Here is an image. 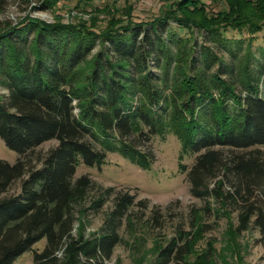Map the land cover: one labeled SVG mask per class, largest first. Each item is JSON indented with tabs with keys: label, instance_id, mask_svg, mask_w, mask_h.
Listing matches in <instances>:
<instances>
[{
	"label": "trees",
	"instance_id": "trees-1",
	"mask_svg": "<svg viewBox=\"0 0 264 264\" xmlns=\"http://www.w3.org/2000/svg\"><path fill=\"white\" fill-rule=\"evenodd\" d=\"M60 1L42 0L40 8L54 10ZM86 1L78 0L77 9ZM219 2L224 5L212 9ZM5 4L0 0V12ZM132 13L131 5H106L90 13L89 25L27 15L0 28V84L8 89L0 96V139L24 157L58 142L40 168L22 159L0 161V264H14L27 251L33 264L110 260L122 242V220L135 205L147 210L149 201H137L129 190L98 187L87 175L76 178L77 168L101 167L116 152L149 169L151 158L137 148L136 138L149 142L167 133L179 138L185 156L195 157L181 171L192 195L207 201L205 217L196 210L190 231L166 245L154 240L143 254L135 238V264H191L194 254L196 264H215L211 242L210 249L196 252L210 228L204 218L214 213L213 202L235 241L254 225L264 245V59L251 66L253 44L264 31V0H170L163 18L151 22L137 23ZM171 21L190 37L171 30L164 38L160 29L166 32ZM229 30L237 37L230 38ZM204 36L244 50L235 81L222 75L224 61L210 47L197 54V37ZM150 61L159 66V79ZM224 148L239 153L227 159ZM18 180L20 194L8 195ZM112 197L102 232L87 233L89 214ZM159 208H153L156 221ZM128 222L136 230L131 217ZM43 239L44 249H34Z\"/></svg>",
	"mask_w": 264,
	"mask_h": 264
},
{
	"label": "rangeland",
	"instance_id": "rangeland-1",
	"mask_svg": "<svg viewBox=\"0 0 264 264\" xmlns=\"http://www.w3.org/2000/svg\"><path fill=\"white\" fill-rule=\"evenodd\" d=\"M42 0H31L30 3H23L20 0H6L2 12H0V28L5 25L4 22L17 24L27 15L38 18L48 23H55L58 19L62 23H87L90 24L91 12L96 8H103L106 5L123 8L129 5L133 8V18L137 23L151 22L156 18H163V9L169 5L170 0H87L86 4L82 3V10L77 9L78 0H61L54 10L40 8ZM224 5L219 2L213 5L214 10H218ZM34 7H37L34 9ZM103 19L104 15H100ZM160 29V33L166 38L168 31L178 32L180 36L190 37L186 29L177 28L175 22L171 21L167 28ZM197 34V33H196ZM227 35L232 38L237 37L232 30ZM197 54L202 46H208L216 53L224 64L222 65V75L228 80H234L236 65H239L240 59L244 56V50L240 51L235 45L232 48H224L217 45L206 37H197ZM246 44H244V48ZM174 50V47L172 46ZM231 49V50H230ZM264 31L257 36V40L252 47L251 66L259 67L260 61L264 59ZM156 58L159 54H155ZM151 70L156 77L160 78L161 70L156 62L150 61ZM219 65L213 67L217 70ZM229 67V68H228ZM233 68L230 72V68ZM235 81V80H234ZM233 82V81H232ZM239 90L241 87L237 85ZM166 88V85L163 86ZM8 89L0 84V96H6ZM135 144L138 149L149 154L151 164L149 169H143L124 158L121 154L113 152L108 153L106 162L101 167H88L81 164L77 168L76 178L87 175L92 181L101 188L114 187L118 191H131L137 195V201L147 199L149 208L143 210L142 207L135 205L128 213L135 223L136 230L131 229L128 217L122 220L119 225V234L122 242L115 248L114 254L110 260H105L104 264H135L134 262V245L135 238L140 239L141 254L151 248L154 240H160L163 244H168L171 239L177 238L180 231H190L192 229V220L194 212L200 210L202 215L203 209L207 206V201L197 198L191 193V185L187 180V175L181 171V165H187L190 168L194 162V156H185L182 144L179 138L173 133H167L164 136H153L149 142L145 139L136 138ZM56 140L48 141L26 157L9 150L3 140L0 139V161H6L10 164L16 163L19 159L26 161L30 168H40L47 153L56 147ZM224 156L230 159L238 154V151L224 148ZM21 189V180L16 181L10 188L8 195H19ZM229 190V188H227ZM96 191L92 190L89 196L94 197ZM114 204L113 197L108 198L104 206L97 212L89 214L87 223V233L102 232L105 227L107 214ZM214 213L204 218L210 228L204 234L196 246V252L210 249L208 242L213 244L217 250L215 264H264V245L259 242L260 232L252 225L249 231L237 237L235 241L230 235L227 225V217H217L215 212L218 204L213 202ZM160 207V219L158 221L153 217V208ZM228 210H234L228 205ZM214 214V215H213ZM236 211H233L232 219L236 224ZM46 244L43 239L34 246V249L42 251ZM242 258L240 260L239 258ZM228 262L226 263L225 260ZM188 261L196 264V255H192ZM14 264H33V252L27 251L22 254ZM147 264V263H145Z\"/></svg>",
	"mask_w": 264,
	"mask_h": 264
}]
</instances>
